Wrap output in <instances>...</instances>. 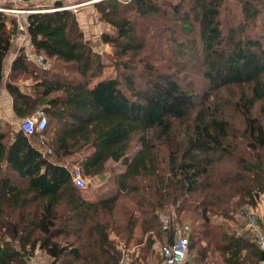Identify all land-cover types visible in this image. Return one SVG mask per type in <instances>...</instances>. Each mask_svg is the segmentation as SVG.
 I'll list each match as a JSON object with an SVG mask.
<instances>
[{
	"label": "trees",
	"instance_id": "16d2710c",
	"mask_svg": "<svg viewBox=\"0 0 264 264\" xmlns=\"http://www.w3.org/2000/svg\"><path fill=\"white\" fill-rule=\"evenodd\" d=\"M95 4L116 33H103L101 39L119 50L118 59L144 46L126 13L149 18L162 10L154 0ZM238 4L244 22L224 39L218 27L221 0H179L171 7L179 28L169 31L168 44L178 56L188 53L199 63L208 85L201 97L178 78L152 68L134 76L119 63L117 75L106 79L104 60L83 40L68 10L28 14L26 31L36 53L70 65L77 78L52 80L34 72L38 80L28 93L13 83L17 75L33 73L22 48L3 74L16 31L13 21L7 29L8 17L0 12V91L10 96L17 118L41 111L47 120L41 134L26 136L19 129L8 138L0 131V264H28L36 250L50 264H119L125 250L119 242L129 243L136 226L150 250L155 241H171L176 226L169 217V228L163 230L158 217L171 208L177 215L198 217L200 230L189 227V248L198 252L203 228L216 227L211 216L230 219L238 206L254 207L264 198V35L240 34L263 5L258 0ZM196 23L198 39L190 37ZM234 87L239 89L236 99L215 101L221 89L232 92ZM231 116L240 117L241 130L233 128ZM49 129L56 134L40 148L38 139ZM133 143L137 148L130 153ZM66 158H73L88 178L105 173L109 163H120L123 170L111 179L115 194L85 200ZM10 172L24 185H15ZM121 196L132 200L137 214L129 213L123 226L113 221ZM105 216L111 220L101 222ZM221 236L224 264H260L249 233L250 240L225 231ZM70 238L74 241H60Z\"/></svg>",
	"mask_w": 264,
	"mask_h": 264
},
{
	"label": "rangeland",
	"instance_id": "374dc122",
	"mask_svg": "<svg viewBox=\"0 0 264 264\" xmlns=\"http://www.w3.org/2000/svg\"><path fill=\"white\" fill-rule=\"evenodd\" d=\"M154 1L160 8L162 7V10L154 16L142 18L136 14H130V12L126 13V15L130 16L136 24V32L138 34L137 39L140 40L144 46L139 52H135L128 57H122L121 59H118L116 56V53L119 52L117 48H114L109 43H103L101 39V35L103 33H106V35L111 37L115 36L116 33L112 27L101 19L100 14L96 10V4L91 0H34L33 2L30 1L27 4L25 3V6H29V8L27 7L25 10H29L31 13L51 12L55 10V5L59 4L61 6V8H58L59 10L70 11L75 19L78 29L82 33L83 40L89 44L94 52L100 54L101 58L104 60L103 63L105 64V68L102 76L106 79L114 78L117 75L115 66L119 63H124V66L129 68L127 73L134 76L141 75V73H145L146 70L152 68L161 74H167L178 78L182 87H186L189 91H192L195 95L201 97V95L205 94L208 90V85L202 76V68L199 66V63L191 59V57L188 56V53H185V58L178 56L176 54L179 53L178 49H175L174 46H170L168 44L169 31H171L174 26L176 29L179 28L177 24L174 23L176 20H174L173 16H171V7L172 5L177 4L179 0ZM221 2L222 6L221 14L218 17V27L221 31V36L224 39L229 34L230 30L236 31L244 21L243 16L241 15L238 0H221ZM258 3H262L263 12L260 16L256 17V20L247 21V24H245L242 28V32L240 33L244 38H257L264 35V0H258ZM10 15L16 16L19 14ZM7 17L12 19V16ZM198 32L199 30L197 29L196 23L194 33L190 37L198 39ZM16 47L14 48L15 51L17 49ZM46 63L48 71L42 70L35 64L29 65V71H33V73L17 75L13 80V83L17 84L20 88H25L28 93H32L31 88L38 80L34 76V72L37 73V75L45 73V75L52 80L58 78L62 80L77 78V75L74 71H72V67L70 65L50 59L46 60ZM118 67L119 70H122L123 65L120 64ZM238 94L239 89L235 87L232 89V92L221 89L216 94L215 101L218 103L221 102V100H229L231 96H234V99H236ZM231 117V120L235 122H233V128L235 130H241L242 126L240 124V117ZM22 121L23 119H19L15 115L9 118L5 116V119H2V122H0V131L6 132L8 138H10L12 132L19 130ZM46 138V134L39 137L38 146L40 148H44V146L46 147ZM136 148V144L133 143L130 153L135 151ZM64 163L69 168L78 166L74 162L73 158L64 159ZM224 166L225 167L221 168L226 169L227 165L225 164ZM122 170L123 166L120 163H109L105 173L92 178L84 176L86 187L83 190H80L83 198L87 201L93 202L98 200V198L111 197L115 194V186L111 179L114 174H117ZM9 174L15 185L20 187L24 185V182L19 180L15 174L12 172ZM237 208L238 209L230 213V219H224L220 216H211V224L216 227L203 228V231L206 234L198 236L201 239L200 243L196 245L198 252L196 250H190L189 248L186 260H188L190 264H224L219 248L223 242L221 235L224 231L228 233V235L233 234L238 237L245 236L246 239H249L248 233L245 230V225L243 224L241 216L238 212L240 210H247L248 207L242 209L238 206ZM131 212L137 216L132 200L121 196L114 210L113 221L116 222L117 225L123 226L126 222L127 215ZM162 216L167 218L170 217L176 228L188 225L192 232L194 230H200L198 217H196L198 220L194 219L191 213L189 214L186 212L181 215H177L174 209L171 208L166 213H158L159 218ZM176 218H179L180 220H177ZM110 220H108V216L100 219L101 222H109ZM111 238H115L114 235H111ZM60 241L65 243L74 241V238ZM124 241L120 240L119 248H124L125 251L129 250L133 253L130 257L133 264H156V259H153V257L157 258V251L154 249L150 250V247H148V240L146 236H142L138 226H136L134 230L132 240L127 244H125ZM162 243L163 241H155L153 246L159 248ZM33 258L39 263L50 264L49 257L42 251L36 250Z\"/></svg>",
	"mask_w": 264,
	"mask_h": 264
},
{
	"label": "built area",
	"instance_id": "2783aa9c",
	"mask_svg": "<svg viewBox=\"0 0 264 264\" xmlns=\"http://www.w3.org/2000/svg\"><path fill=\"white\" fill-rule=\"evenodd\" d=\"M93 3H97L104 0H91ZM129 1V0H119ZM24 3L23 0H11L12 7L1 9L0 12L5 14H18L25 13L31 14L29 10L18 8ZM59 10V9H55ZM16 35L14 41L23 50L24 58L27 62L33 63L40 67L42 70H47V63L45 57L36 53L32 47L31 41L26 31V19L16 18L14 22ZM19 129L26 136L35 134H41L47 129V120L41 111H37L32 116L23 119ZM49 152V150H47ZM72 182L79 190H83L86 187L85 179L79 166L69 168ZM264 202L263 197L260 200ZM241 220L245 225V229L248 231L252 241L263 255V260H260V264H264V216L259 213V209L256 206L248 208L241 213ZM162 229L167 230L169 228L170 219L162 216L159 218ZM189 233L190 229L188 225H183L180 228L175 229V234L169 243L162 244L158 249V255L160 259L159 264H184L189 251ZM131 251L123 250L122 258L119 264H132L130 259Z\"/></svg>",
	"mask_w": 264,
	"mask_h": 264
},
{
	"label": "crops",
	"instance_id": "0c3cea01",
	"mask_svg": "<svg viewBox=\"0 0 264 264\" xmlns=\"http://www.w3.org/2000/svg\"><path fill=\"white\" fill-rule=\"evenodd\" d=\"M31 2H33L34 0H30ZM12 7V4H11V0H0V8L1 9H6V8H11ZM18 8H27V6H25V3H23L21 6H18ZM2 13V12H1ZM5 14V13H3ZM19 15H10V14H5L6 16H12V19H10L8 17V22L6 24V27L7 29H11L12 28V21L15 22L16 18H19V19H26V16L28 14H25V13H18ZM16 35V32L14 35H12V38H11V43H12V49L4 63V68H3V74L4 76L7 75L9 69H10V65L12 63V61L14 60L15 58V55H16V51L19 50L21 47H19V45L14 41V37ZM17 48L16 51H15V47ZM14 113L12 111V100L10 98V96L6 93V91L4 89H2L0 91V122H2V119H5V116L7 118L13 116ZM56 134V131L55 130H52V129H49L48 132L46 133V140H47V143H49L52 138L55 136ZM46 143V144H47ZM46 148V147H45ZM257 207L259 209V213L264 216V202L261 203V201H258L257 202ZM155 251H157V247L156 246H153V248ZM157 254V258H154L153 259H156L155 263L157 264L158 261H159V255H158V252H156ZM33 260V262H32ZM32 260L29 261L28 264H42L41 262L39 263L36 259L32 258Z\"/></svg>",
	"mask_w": 264,
	"mask_h": 264
},
{
	"label": "water",
	"instance_id": "95a60500",
	"mask_svg": "<svg viewBox=\"0 0 264 264\" xmlns=\"http://www.w3.org/2000/svg\"><path fill=\"white\" fill-rule=\"evenodd\" d=\"M260 260H263V255L260 256Z\"/></svg>",
	"mask_w": 264,
	"mask_h": 264
}]
</instances>
